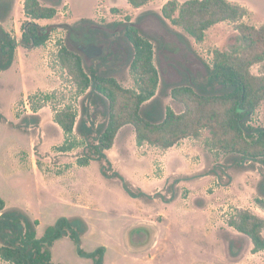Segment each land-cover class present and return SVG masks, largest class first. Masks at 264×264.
<instances>
[{
	"label": "rangeland",
	"instance_id": "374dc122",
	"mask_svg": "<svg viewBox=\"0 0 264 264\" xmlns=\"http://www.w3.org/2000/svg\"><path fill=\"white\" fill-rule=\"evenodd\" d=\"M23 1L15 0L12 15L5 22L17 36H21L26 20ZM167 1L150 0L134 8L126 0H41L59 10L54 20L44 23H80L85 27L89 22L82 20L91 19L94 27L111 32L112 24L131 17L154 46V63L160 73L157 97L181 113L185 105L172 97V89L185 84L191 75H206L214 50H228L238 32L232 22H220L199 43L181 27L162 19L161 10ZM231 1L251 10L246 22L264 23V0ZM68 42L67 29L57 28L44 45L19 47L13 66L0 72V110L14 123L21 122L19 115L34 113L30 95L40 90H57L64 95L39 110V126L28 130L24 126L19 131L7 122L0 123V195L8 207L23 208L39 219L38 236L61 216H81L89 225L83 249L93 251L109 244V259L121 260L122 264H264V250L254 254L250 238L227 224L236 208H248L264 217V210L255 203L261 166L250 170L232 166L231 156L208 147V131L163 149L148 143L138 145L134 126L126 124L108 150L114 167L133 186L151 194L160 191L167 197L177 193L169 203L159 197H131L119 180L102 176L97 161L78 166L85 144L77 133L71 137L78 143L74 149L59 148L66 136L54 121L53 107L61 109L71 103L80 110L85 96H79L59 62V44ZM94 42L103 47L100 56L81 53L78 45L86 43L77 40L74 44L86 66L99 63L98 58L107 53H119L118 58L110 56L103 70L126 88L136 89L127 42L100 34ZM259 70L258 65L252 68L255 74ZM100 111L102 120L106 107ZM251 124L264 126V100L252 115ZM64 239L55 249L58 262H54L94 263L81 258L70 237ZM0 264L10 263L0 259Z\"/></svg>",
	"mask_w": 264,
	"mask_h": 264
},
{
	"label": "trees",
	"instance_id": "16d2710c",
	"mask_svg": "<svg viewBox=\"0 0 264 264\" xmlns=\"http://www.w3.org/2000/svg\"><path fill=\"white\" fill-rule=\"evenodd\" d=\"M134 8H140L150 0H127ZM15 0H0V72L10 69L16 59L17 49H33L44 45L57 28L68 31V44L60 43L58 58L61 66L83 97L80 110L66 104L53 107L54 121L63 130L66 139L59 148L74 149L78 143L71 137L77 133L85 146L78 156V166H89L92 161L100 165L102 176L110 181L119 180L125 192L133 198L153 200L157 197L169 203L177 193L169 197L158 191L146 192L132 183L114 167L108 154L120 129L126 124L135 128L138 145L148 143L169 149L186 138L200 137L209 132L208 147L232 157L231 165L238 169H256L261 166L258 196L255 203L264 210V126H254L251 118L264 100V23L251 24L245 18L251 15L246 6L231 0H179L167 1L161 10L164 21L181 27L197 42L205 40L207 31L224 21L232 22L238 32L236 41L228 50L216 49L207 74L189 76L185 84L172 89L171 95L185 105L181 113L166 106L157 97L160 73L154 63V46L144 37L138 25L127 17L125 22L112 24L108 32L92 25L91 19L80 23L41 24L38 20L54 19L59 10L55 5L41 0H24L27 20L22 24V34L17 36L5 27L13 12ZM103 35L123 39L130 47V67L137 88L123 86L114 75L103 70L110 56L98 58L99 63L86 66L84 57L75 48L78 40L83 43L97 41ZM258 65V74L252 68ZM60 91H38L29 96L33 114H26L20 123H14L0 110V123L7 122L19 131L40 125L39 110L61 99ZM106 107L103 119L100 116ZM177 181V180H176ZM39 219L20 207H8L0 195V259L11 264H57L53 260L55 242L70 237L81 257L91 258L94 264H104L107 247L101 245L93 251L83 249V238L89 231L87 221L81 216H61L48 225L38 236ZM227 224L250 238L253 253L264 250V217L248 208H236L227 218Z\"/></svg>",
	"mask_w": 264,
	"mask_h": 264
},
{
	"label": "crops",
	"instance_id": "0c3cea01",
	"mask_svg": "<svg viewBox=\"0 0 264 264\" xmlns=\"http://www.w3.org/2000/svg\"><path fill=\"white\" fill-rule=\"evenodd\" d=\"M127 1V0H126ZM24 2V1H23ZM128 2V1H127ZM25 16V18H26V20H27V16L26 15H24ZM55 19V18H54ZM54 19H41V20H38V22H40L41 24H50V23H44V22H51V20H54ZM59 126V125H58ZM60 127V126H59ZM61 128V127H60ZM7 202V201H6ZM7 205H8V203H7ZM64 238H66V237H64ZM59 239V240H57L56 242H55V244H54V246H53V248H52V254H53V260H55L56 262H58L56 259H55V249L57 248V245L58 244H60V242L61 241H63V240H66V239ZM85 238V237H84ZM72 240V239H71ZM85 240L86 239H83V243L85 242ZM102 245H104V246H106L107 247V251H106V255H105V260H104V264H122L120 261H117V260H115V261H111L110 259H109V257H108V254H109V252H110V250H111V246L109 245V244H102ZM101 246V245H100ZM254 254H256V253H254ZM83 260L84 259H86V260H92L91 258H86V257H81ZM80 262V264H84L83 262H87V261H79ZM11 264V263H10ZM87 264H89L88 262H87ZM94 264V263H93Z\"/></svg>",
	"mask_w": 264,
	"mask_h": 264
},
{
	"label": "water",
	"instance_id": "95a60500",
	"mask_svg": "<svg viewBox=\"0 0 264 264\" xmlns=\"http://www.w3.org/2000/svg\"><path fill=\"white\" fill-rule=\"evenodd\" d=\"M78 50L86 56H100L103 53V47L97 45L94 41L87 44L78 45Z\"/></svg>",
	"mask_w": 264,
	"mask_h": 264
}]
</instances>
